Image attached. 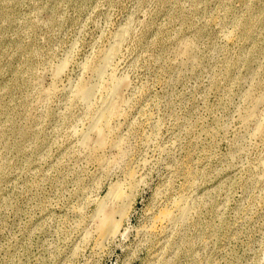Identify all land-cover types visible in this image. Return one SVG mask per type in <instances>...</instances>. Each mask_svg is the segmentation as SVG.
Here are the masks:
<instances>
[{"label": "rangeland", "instance_id": "374dc122", "mask_svg": "<svg viewBox=\"0 0 264 264\" xmlns=\"http://www.w3.org/2000/svg\"><path fill=\"white\" fill-rule=\"evenodd\" d=\"M110 73L128 88L88 153L76 131L93 112L66 90ZM258 98L264 0H0V264H264ZM132 171L119 231L98 244V203ZM181 197L185 222L151 228Z\"/></svg>", "mask_w": 264, "mask_h": 264}, {"label": "bare ground", "instance_id": "6f19581e", "mask_svg": "<svg viewBox=\"0 0 264 264\" xmlns=\"http://www.w3.org/2000/svg\"><path fill=\"white\" fill-rule=\"evenodd\" d=\"M120 30H122V29H120ZM120 30H118V31H120ZM124 31H127V28H126V30L124 29ZM125 33L126 32H124L123 34H125ZM127 34H126V36H127ZM116 36H117L116 38H118V36H119V34H117V32H116ZM122 36H124V35H122ZM126 36H125V38H126ZM119 39H120V37H119ZM120 40L122 41L123 39H120ZM121 41H119V42H121ZM114 42H116V41H113V43ZM117 42H116L115 46L112 45L113 47L110 45L112 48L109 47L111 49H109L108 52L106 49H104L107 53L104 54L105 56H101L99 58V60L96 61L97 63L93 68V73L96 74L97 77L106 75V72H107V71H105V70H107L106 66L111 61V60L109 61V58H111L116 53V51L118 49L119 42L118 43ZM120 45H121V43L119 44V48L122 46V45L121 46ZM112 58H114V57H112ZM64 61H65V59H64ZM65 66L67 68V65H65ZM65 66L62 63H60V65H58L55 68L54 73H53V78L55 80H57L64 73ZM104 72H105V74H103ZM112 74L115 75V73H112ZM110 75H111V73H110ZM109 77H110L108 80L109 84L107 83L108 85L105 84V86L100 85L99 83H97V84H91V83L85 84L82 82H77L73 85L72 84L69 85L70 87H68V90L63 88L64 92H65V90L68 91L67 93L70 95V98L74 102H76V104H80L83 107H85L87 109V111L90 110L91 112H93L91 119L89 118L90 122L88 123V126L84 130H82L81 132L76 131L77 132L76 134L79 133L78 134L79 144L81 145L82 149L88 153L92 152V149L90 148V142L94 143V146L96 149H100L109 140L110 135L112 133H115L114 131L111 133V130H113L114 128L111 129L112 126H110V123H111L110 121L112 118L116 119L115 117H117V116H115V115L117 114V112L119 110L121 111V108H119L121 106L120 105L121 102L119 104V96H121L122 94L119 95V93L121 92L120 90H122V88H125L126 80L123 78H117V76L115 77L112 75ZM101 79L102 78H100L99 81ZM96 80H97V78H96ZM103 87L105 88L103 91V92H105V95H104L105 97H102V94L100 93L101 96L97 99V103L94 104V100L96 99L97 94L99 95V92H101V89H103ZM126 88H128V87H126ZM122 92H123V90H122ZM260 100H261V98L256 99L255 104H258L260 102L261 103L264 102L263 98L261 101ZM261 106H262V104H261ZM85 108H83V109H85ZM254 115H256V114L252 115L253 118H254ZM251 120L254 122L255 119H251ZM255 122H256V124L254 126L253 134L255 133V135L256 134L258 135L262 130L261 128L264 127V113H262V121H256L255 120ZM253 125L254 124H252V126ZM139 182L141 183V180L139 181V178L137 177V173L135 171L127 173L125 175V178L123 179L122 183L120 185L110 187L108 193L106 194V196L108 197L107 198L108 201H110V204L108 205L109 207H106L107 205L102 203L103 200H101L102 202L100 201L98 203L99 204V207L97 209L98 244L103 243V241L107 240L109 237H111L113 235L115 236L117 234V232L119 231V227L121 225L120 222H121L122 218L125 216V213L127 211V207L129 208L128 205H130L131 195L133 196V193H134L133 190H136L135 188L137 187ZM190 208H191V205L189 203V198L181 197V198H177V199H172L168 203V205H166L165 209H163L160 212L158 219L156 220L157 222H155L151 226V228L155 227V229H156V226H159L160 228H162L159 231H163V230L168 231V229H171V227L185 222V220H186V218L190 212ZM117 216L119 217L120 221L118 219H116ZM163 233L165 234V232H163ZM99 246H98V248H99Z\"/></svg>", "mask_w": 264, "mask_h": 264}]
</instances>
